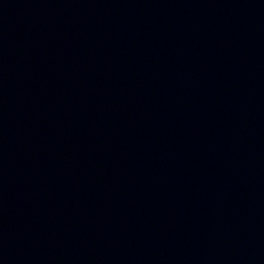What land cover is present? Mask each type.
<instances>
[{"label": "water", "instance_id": "95a60500", "mask_svg": "<svg viewBox=\"0 0 264 264\" xmlns=\"http://www.w3.org/2000/svg\"><path fill=\"white\" fill-rule=\"evenodd\" d=\"M0 264H264V0H0Z\"/></svg>", "mask_w": 264, "mask_h": 264}]
</instances>
